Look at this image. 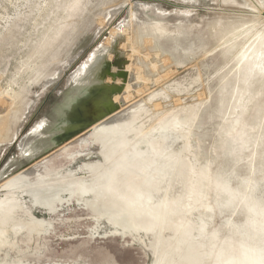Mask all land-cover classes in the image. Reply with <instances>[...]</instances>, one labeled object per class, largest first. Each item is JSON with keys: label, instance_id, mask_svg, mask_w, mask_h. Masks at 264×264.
<instances>
[{"label": "rangeland", "instance_id": "374dc122", "mask_svg": "<svg viewBox=\"0 0 264 264\" xmlns=\"http://www.w3.org/2000/svg\"><path fill=\"white\" fill-rule=\"evenodd\" d=\"M0 104V264H264V0H0Z\"/></svg>", "mask_w": 264, "mask_h": 264}, {"label": "bare ground", "instance_id": "6f19581e", "mask_svg": "<svg viewBox=\"0 0 264 264\" xmlns=\"http://www.w3.org/2000/svg\"><path fill=\"white\" fill-rule=\"evenodd\" d=\"M260 64L261 63H259L257 65H260ZM111 107H112V104H111ZM4 108H5V105L0 104V114L5 112ZM112 110H113V108H112ZM103 114H102V118L101 119L104 118ZM0 117H1V115H0ZM80 127L81 126H79V125H76V126L74 125V126H72L70 128H67L65 133L68 134V133L77 131V130L80 129ZM31 134H33V133H31ZM70 190H71V186L64 187V188H61V189L60 188L43 189L41 191V193L39 194L38 199H39L40 203L42 204V206L44 208H46V207L50 206V204H53L54 202H56L58 198H62L63 199V197H65L67 194L70 193ZM154 264H160V263L155 262Z\"/></svg>", "mask_w": 264, "mask_h": 264}, {"label": "snow or ice", "instance_id": "6c2138e0", "mask_svg": "<svg viewBox=\"0 0 264 264\" xmlns=\"http://www.w3.org/2000/svg\"><path fill=\"white\" fill-rule=\"evenodd\" d=\"M108 101L103 95H98L92 103V109L96 113H104Z\"/></svg>", "mask_w": 264, "mask_h": 264}, {"label": "crops", "instance_id": "0c3cea01", "mask_svg": "<svg viewBox=\"0 0 264 264\" xmlns=\"http://www.w3.org/2000/svg\"><path fill=\"white\" fill-rule=\"evenodd\" d=\"M90 129H91V130H94V131L96 130L94 127H93V128L91 127ZM91 130H89V131H91Z\"/></svg>", "mask_w": 264, "mask_h": 264}]
</instances>
